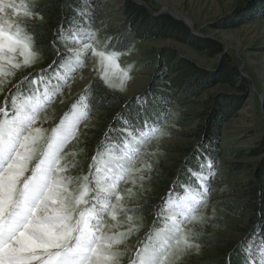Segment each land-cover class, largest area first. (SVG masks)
I'll return each mask as SVG.
<instances>
[{"label": "rangeland", "instance_id": "rangeland-1", "mask_svg": "<svg viewBox=\"0 0 264 264\" xmlns=\"http://www.w3.org/2000/svg\"><path fill=\"white\" fill-rule=\"evenodd\" d=\"M77 4L78 0H32L34 7L45 6L38 13L43 19H37L35 25L28 22L39 55L30 67L21 68L6 79L0 89V106H4L13 83L58 60L57 50L63 52L65 46L58 41L53 48L51 42L56 39L58 26L66 18H73V7ZM131 4L145 7L147 16L141 19L137 13L131 14L128 8ZM92 9L95 10V47L98 50L108 44L110 37L127 36L129 43L117 51L120 53V68L130 69L131 79L121 89V74L113 68L109 75L114 86H106L96 70L97 58L89 56L84 66L67 84H63L54 102L40 112L35 127L42 130L44 139L37 148L43 146L51 130L86 91L90 106L99 100L108 101L104 102L102 110L92 108L89 118L80 124L76 139L67 146L68 152L77 153L68 159L80 162L68 174L82 177L88 174L92 157L110 126L122 127L115 117L126 102L124 98L150 93L151 105V97H162L166 103L157 101L161 109L162 135L146 149H141L136 160L137 167L151 163L147 180L139 190L131 183L124 185L125 188L133 187L135 193L129 206L142 211L129 213L139 231L133 232L121 245L126 252L121 264H129L133 258L157 219L161 198L172 185L178 179L182 185H195L189 172L200 163L202 157L199 153L212 158L215 171L209 201L197 214L201 219L186 228V231L190 229L188 234L196 238L199 248L176 252L172 264H225V256L233 249L237 251L232 262L235 257L241 260L237 246L254 229L257 233L264 232L262 202L243 213L230 209L233 199L243 192L245 185L251 181L259 185L264 183L262 176L258 175L264 168V153L252 155L258 147L264 150V0H91L90 8H82L81 11ZM163 9L168 11L160 13ZM172 12L181 15L187 23L175 18ZM159 14H165L162 16L164 19L180 21L183 31L173 29L161 33L154 26L155 15ZM101 22H104L102 26ZM138 34L140 37L136 38ZM198 38L218 41L224 46L227 56L213 55L203 49L196 41ZM22 59V56H17V62H22ZM228 61L238 69L235 84L216 82ZM190 64L209 75L211 80L203 84L198 93L183 94L174 78L186 72ZM36 75L31 80H35ZM55 83L53 80L52 84ZM30 86V83L22 85L21 91ZM12 95L16 92L13 91ZM7 109L10 117V103ZM131 111H135V105ZM0 119H3L2 114ZM116 141L117 134L113 133L109 143ZM260 143H263L262 147ZM197 146L199 152L194 151ZM255 212H258L257 217ZM125 219L118 216L122 226L117 228L112 227L115 222L109 219L106 231H125Z\"/></svg>", "mask_w": 264, "mask_h": 264}, {"label": "snow or ice", "instance_id": "snow-or-ice-1", "mask_svg": "<svg viewBox=\"0 0 264 264\" xmlns=\"http://www.w3.org/2000/svg\"><path fill=\"white\" fill-rule=\"evenodd\" d=\"M90 6L91 0H78L73 18H66L58 26L56 39L51 42L53 48L58 41L65 46L63 52L57 50L58 60L13 83L4 106H0V264H121L126 255L121 245L139 231L129 213L142 209L130 207L129 202L135 195L133 187L139 190L143 186L152 165L137 167L136 160L141 149L162 135L157 104L166 103L162 97H151V105L150 93L124 98L126 102L115 117L122 127L110 126L92 157L88 174L82 177L68 174L80 162L69 160L77 153L66 149L92 111L87 91L71 105L43 146L37 148L44 139L42 130L35 127L40 112L54 102L63 84L89 56L97 58L96 70L106 86H114L109 75L113 68L121 74V89L131 79L130 69L119 65L120 35L108 38L101 50L95 47V10L81 11ZM44 7H34L32 0H0V89L9 76L35 63L39 52L28 22L35 25L37 19H43L38 13ZM18 55L22 62H17ZM33 75L35 80H31ZM28 83L31 86L21 91L22 85ZM13 91L16 95H12ZM113 133L117 141L109 143ZM194 151L199 152V146ZM199 154L200 163L189 172L195 185H182L178 179L161 198L157 219L129 264H172L176 252L199 248L186 228L201 219L197 214L209 201L215 176L212 158ZM129 183L133 187L125 188ZM118 216L126 218L127 229L106 231L109 219L115 222L113 228L122 226ZM261 217L264 220V212ZM237 248L242 255L240 264H264V232L254 229ZM236 251L225 256V264H233Z\"/></svg>", "mask_w": 264, "mask_h": 264}, {"label": "trees", "instance_id": "trees-1", "mask_svg": "<svg viewBox=\"0 0 264 264\" xmlns=\"http://www.w3.org/2000/svg\"><path fill=\"white\" fill-rule=\"evenodd\" d=\"M128 8L130 9L131 14L137 13V15H139V18L141 19L147 16L146 12L144 11L146 10L145 7L143 8L142 6L131 4L129 5ZM163 15L165 14L155 15L156 19H154V23H155L154 26L155 28H158V30L161 33L162 31L168 32L173 29L179 32L183 31L184 26L180 21H176L175 19L173 20L172 18L164 19L162 17ZM139 35L140 34H138L136 38L140 37ZM121 37L122 39L119 46L117 47V50L123 49L122 45L129 43L126 35H123ZM196 41L201 44V47H203V49L210 51V53H212L213 55L224 54L227 56L226 52L224 51V46L214 39L198 38L196 39ZM187 66L189 68L186 69V72H183V74H180L178 75V77L174 78V83L177 86H181V91L183 92V94L198 93L199 90L203 89V84H205L207 81H210L211 78L209 77V75H206L205 72L195 68L194 65L190 64ZM237 75H238L237 66L232 65L231 61H228L225 63V65H223L222 70L218 74V78L216 79V82L235 84ZM91 106L95 110H102L105 107L103 100L93 102L91 103ZM75 143L77 144L78 142ZM262 145L263 143L259 144V146L261 147ZM261 153H264V150L260 147L252 151V155L255 156ZM212 155L213 153L211 154V156ZM192 165L196 166V164L194 163ZM258 175L260 177L262 176L261 178L264 179V168L259 171ZM263 184L259 185L255 181H251L250 183H248V185H245L244 188H242L243 192L240 195H238L235 199H233V202L231 204L232 206L230 209L243 213L246 210H252L256 208L261 202H262L261 204L264 207V186L262 187ZM233 264H240V259L235 257L233 259Z\"/></svg>", "mask_w": 264, "mask_h": 264}, {"label": "water", "instance_id": "water-1", "mask_svg": "<svg viewBox=\"0 0 264 264\" xmlns=\"http://www.w3.org/2000/svg\"><path fill=\"white\" fill-rule=\"evenodd\" d=\"M166 11H168L167 9H163L160 13H163V12H166ZM172 14H173V16L175 17V18H177V19H179V20H183L184 22H186V20H185V18H183L181 15H179V14H177V13H173L172 12ZM187 23V22H186ZM259 206V205H258ZM261 206H263L262 204H260V207ZM255 214H256V217L258 216V212L256 213L255 212Z\"/></svg>", "mask_w": 264, "mask_h": 264}]
</instances>
